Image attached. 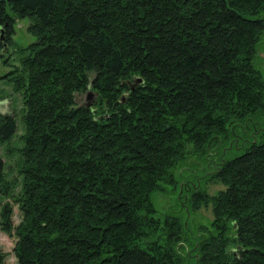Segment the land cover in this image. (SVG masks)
<instances>
[{"label":"trees","instance_id":"trees-1","mask_svg":"<svg viewBox=\"0 0 264 264\" xmlns=\"http://www.w3.org/2000/svg\"><path fill=\"white\" fill-rule=\"evenodd\" d=\"M263 6L0 0V63L21 95L16 224L0 206L16 264H264ZM21 18L34 39L17 45ZM14 129L0 108V141ZM163 185L174 210L152 201Z\"/></svg>","mask_w":264,"mask_h":264},{"label":"rangeland","instance_id":"rangeland-1","mask_svg":"<svg viewBox=\"0 0 264 264\" xmlns=\"http://www.w3.org/2000/svg\"><path fill=\"white\" fill-rule=\"evenodd\" d=\"M261 13L262 15H264V6L263 9H261ZM26 23H27V19L21 18L18 22H16L13 25L14 31L12 34V38L14 40V43L17 45L26 44L27 42L34 39V36L25 30ZM4 51H6L5 48ZM10 51H12L13 54L9 56L8 61L10 63H14L15 62L14 60H16L17 55L15 50H13V47L10 48ZM254 64L260 70L264 78V29L255 47ZM9 67H10L9 64L0 63V108L3 107L5 111L13 114L15 129L12 135L8 139L0 141V158H2L3 160L1 178L2 180H4L5 185H7V188L3 190V185L1 186L0 184V206L4 202L10 203L11 205L10 221L11 224L14 225L19 220L20 213L16 207V204H14L12 201L11 193H15L20 187L19 186L20 177L16 173V167L20 161L18 147L22 143L20 138V133L22 132V125L20 119L21 95L18 90H14L12 88L11 81L10 80L7 81L6 76H9V74L3 75ZM92 97H93L92 93L87 90L86 93L85 92H83L82 94L76 93L74 99L77 103L81 101H85L87 103L89 101L90 103ZM236 131L241 133L239 129ZM223 150L224 149L221 148V152ZM235 152H236L235 149L227 150V152L223 153V156H229V155L231 156ZM188 157H190L191 159H195L196 163H199L201 160L200 156L194 153L193 154L190 153ZM183 163L190 164L193 162L190 159L189 160L186 159ZM193 171H194V167L193 165L192 166L190 165V167H188L187 170H184L183 174L185 177L188 176L189 178H191L193 176L192 174ZM203 185L205 186L208 193H212L217 188L222 187L221 184H219L218 182H211V181H205ZM175 191L176 189H172L168 185H163L160 190L154 192V195H152L153 198L152 201L154 205L159 208V209L157 208L158 210L164 211L165 208H169V210L176 209L175 206H177V202L176 203L174 201L172 202V197L175 198V193H176ZM157 202L159 206H157ZM170 203H172V205ZM169 204L171 206H168ZM197 213L198 215L193 213L192 217L195 220H199L205 224L212 217L210 205L207 206L201 205L198 208ZM196 226L197 224L195 225V227ZM14 240H15V236L12 233V230L10 232H6L0 227V256H1L0 264H16L15 257L11 250Z\"/></svg>","mask_w":264,"mask_h":264},{"label":"water","instance_id":"water-1","mask_svg":"<svg viewBox=\"0 0 264 264\" xmlns=\"http://www.w3.org/2000/svg\"><path fill=\"white\" fill-rule=\"evenodd\" d=\"M0 36L2 37V28L0 27Z\"/></svg>","mask_w":264,"mask_h":264}]
</instances>
